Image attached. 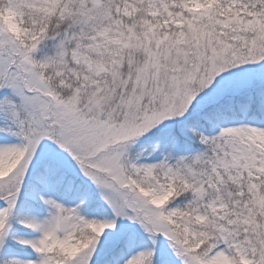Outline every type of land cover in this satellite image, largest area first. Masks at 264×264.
Wrapping results in <instances>:
<instances>
[{
  "label": "snow or ice",
  "instance_id": "1",
  "mask_svg": "<svg viewBox=\"0 0 264 264\" xmlns=\"http://www.w3.org/2000/svg\"><path fill=\"white\" fill-rule=\"evenodd\" d=\"M0 264H264V0H0Z\"/></svg>",
  "mask_w": 264,
  "mask_h": 264
}]
</instances>
